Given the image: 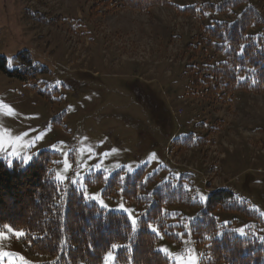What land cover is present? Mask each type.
Segmentation results:
<instances>
[{
  "label": "rangeland",
  "instance_id": "374dc122",
  "mask_svg": "<svg viewBox=\"0 0 264 264\" xmlns=\"http://www.w3.org/2000/svg\"><path fill=\"white\" fill-rule=\"evenodd\" d=\"M229 1L170 0L145 14L114 11L119 0H0V58L9 71L23 58L36 65L28 80L0 71V161L24 167L55 154L54 180L86 203L124 214L132 227L129 215L137 224L157 215L149 224L159 235L147 230L166 264H216L191 233L206 204L199 194H232L235 209L213 213L216 234L264 237V94L236 92L222 105L191 87L223 59L209 28L252 5L261 25L249 34L264 29V0L222 12ZM186 8L196 15L179 14ZM116 173L121 186L109 194ZM16 233L0 228V264L53 260L29 254ZM116 245L102 264H130L117 262Z\"/></svg>",
  "mask_w": 264,
  "mask_h": 264
},
{
  "label": "trees",
  "instance_id": "16d2710c",
  "mask_svg": "<svg viewBox=\"0 0 264 264\" xmlns=\"http://www.w3.org/2000/svg\"><path fill=\"white\" fill-rule=\"evenodd\" d=\"M119 2L114 11L121 8L147 14L155 7L172 6L170 0ZM244 3L230 0L221 5V11L236 9ZM178 12L196 15L193 8ZM260 20L255 7L247 5L230 24L218 23L208 29L209 39L216 41L210 46L223 59L205 67L202 79H191V87L202 89L199 96L225 105L236 92L264 94V29L255 36L249 34V30L261 25ZM17 65L9 71L6 60L0 58L1 72L20 80L35 77L36 65L30 58L21 59ZM55 156L40 152L24 167L18 163L8 167L0 161V228L22 233L21 242L29 254L53 259L45 264H102L113 244L121 246L116 257L119 263L166 264L164 256L154 250L157 238L147 230L149 223L157 221V215L140 219L134 228L124 214L86 203L78 190L54 180ZM119 176L116 173L109 178V194H116L121 186ZM101 180L98 176L94 183ZM232 198L227 190L207 194L199 220L191 225L195 243L203 249L208 263L264 264V237L229 229L216 234L213 213L235 209L231 206ZM7 199L13 212L7 213Z\"/></svg>",
  "mask_w": 264,
  "mask_h": 264
},
{
  "label": "snow or ice",
  "instance_id": "6c2138e0",
  "mask_svg": "<svg viewBox=\"0 0 264 264\" xmlns=\"http://www.w3.org/2000/svg\"><path fill=\"white\" fill-rule=\"evenodd\" d=\"M37 139H39V137H37ZM30 159H31V157H27V156H26V157L23 158V162H24V163H27ZM75 182H76V181H73V183H75ZM85 199H87V196L85 197ZM92 199H93V200H96L97 197L93 196ZM206 199H207V196H206V195H204V194H199V200H200L201 202H204ZM101 207H104V205H103L102 203H101ZM122 210H123V209H122ZM125 211H127V210H125ZM129 220H130L131 224L133 225V227L135 228V226L137 225V220L134 219L131 215H129ZM148 227H149L153 232H157V229L154 228V227H152L151 224H149ZM16 235H17V236H20V235H22V233L17 232ZM157 235H159L158 232H157ZM2 238H3V237H0V239H2ZM111 247H112L113 250H115V249L117 248V245H116V244H113ZM162 251H165V250H162ZM111 258H113V252L110 251V252H108L106 259H111Z\"/></svg>",
  "mask_w": 264,
  "mask_h": 264
}]
</instances>
